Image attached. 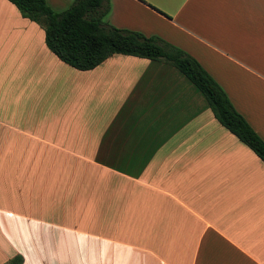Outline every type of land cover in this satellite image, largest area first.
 <instances>
[{
    "label": "crops",
    "instance_id": "0c3cea01",
    "mask_svg": "<svg viewBox=\"0 0 264 264\" xmlns=\"http://www.w3.org/2000/svg\"><path fill=\"white\" fill-rule=\"evenodd\" d=\"M110 4L114 26L178 29L247 75L215 81L264 141V0ZM195 89L131 56L76 70L0 0V264H264V163Z\"/></svg>",
    "mask_w": 264,
    "mask_h": 264
},
{
    "label": "trees",
    "instance_id": "16d2710c",
    "mask_svg": "<svg viewBox=\"0 0 264 264\" xmlns=\"http://www.w3.org/2000/svg\"><path fill=\"white\" fill-rule=\"evenodd\" d=\"M8 1L23 18L43 30L49 51L76 70H93L113 55L147 59L175 68L203 95L218 123L264 163V141L199 62L158 37H147L140 32L107 24L105 19L111 12L110 0H74L62 13H56L46 0ZM4 264H23V256L16 255Z\"/></svg>",
    "mask_w": 264,
    "mask_h": 264
},
{
    "label": "rangeland",
    "instance_id": "374dc122",
    "mask_svg": "<svg viewBox=\"0 0 264 264\" xmlns=\"http://www.w3.org/2000/svg\"><path fill=\"white\" fill-rule=\"evenodd\" d=\"M70 5H72V4H68L67 6H65L64 8H61V9L54 8V11L56 13H62L64 11H66L70 7ZM110 14H111V12H110ZM109 16L105 19V21L107 24L114 26L112 24V22L109 21V20H111V19H109ZM120 20L121 19H119V22H120ZM114 27H116V26H114ZM127 27H131V26L127 25ZM116 28H119V27H116ZM119 29H122V28H119ZM123 29H126V28H123ZM149 29H151L152 32L147 34V35H145V34H143V35H145L147 37H151V36L158 37L159 39L166 41V42L182 49L183 51H185L188 55H190L194 59H196L199 62V64L203 67V69L214 80L215 79L219 80L220 81L219 84H221V86L224 88L225 91H226V89H229L228 86L234 87L236 85V83H238V82L240 84L243 82L250 81L249 78L247 77V75L241 74L238 70L229 68L227 62H223L221 59H216V56H215L216 54H212L211 52L205 51L201 47L193 46L192 42L187 37H185V35H183V33L181 31H179L178 29H174V28L169 27V26L164 25V24H160L157 26L153 23H152V26H149ZM153 31H155L156 33H153ZM168 38L171 39V41ZM229 43L231 44V46H234L236 42L230 41ZM259 44H260V42H259ZM215 45H217L218 47H220L223 50H226L225 47L222 45H219L216 43H215ZM231 46L229 48H231ZM188 47L191 48L192 52H189L187 50ZM231 50H232V48H231ZM207 69L211 72H209ZM212 69L216 70V72L213 71ZM213 72H215V74ZM218 75H220L222 78H224V80H220ZM225 82L228 83V85H226ZM229 91L232 93V90H229Z\"/></svg>",
    "mask_w": 264,
    "mask_h": 264
}]
</instances>
